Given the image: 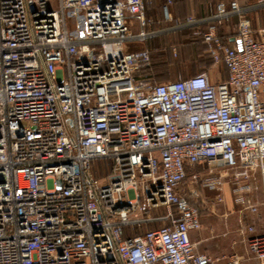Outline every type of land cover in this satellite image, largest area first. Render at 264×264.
<instances>
[{"label": "built area", "instance_id": "built-area-1", "mask_svg": "<svg viewBox=\"0 0 264 264\" xmlns=\"http://www.w3.org/2000/svg\"><path fill=\"white\" fill-rule=\"evenodd\" d=\"M152 1L0 0V264H216L191 240L202 222L181 191L186 166L209 165L210 191L227 177L216 169L236 182L257 172L264 192V31L254 37L235 0L189 16L181 28L204 39L213 74L155 84L143 73ZM233 15L239 47L218 33Z\"/></svg>", "mask_w": 264, "mask_h": 264}, {"label": "crops", "instance_id": "crops-1", "mask_svg": "<svg viewBox=\"0 0 264 264\" xmlns=\"http://www.w3.org/2000/svg\"><path fill=\"white\" fill-rule=\"evenodd\" d=\"M168 1L153 0L147 6L148 24L146 31L154 34V38L176 30L189 29L181 28L189 16L206 15L213 10L216 4L222 1L229 3L233 0H173L170 6L173 17L177 19L186 18L183 24L179 25H174V21L167 22L165 19L163 7ZM235 1L239 3L250 21L254 37L260 38L261 32L264 31V0ZM238 23L239 16L233 15L230 21L222 26L221 31L224 36H231L229 45L239 47L240 44L237 40ZM208 24H203L201 28L207 29ZM152 26L155 27V30H148ZM209 73L213 74L211 70ZM197 166V171L190 172ZM197 166L189 168L187 179L181 188L182 194L200 209L202 227L199 231H192L190 234L196 252L207 254L216 264H227L228 259L233 255H238L243 264H258L248 248L247 239L250 234L244 229L253 227L255 234L264 232V192L259 174L252 172L249 179L241 178L239 182H236L232 175L234 171L216 169L213 174L222 171L221 173H226L227 177L220 191H210L202 184L203 180L212 173L209 165L199 164ZM189 176L191 179L188 180ZM195 176H197V180ZM243 185L249 186V190L238 192V187ZM194 191H199L201 197L195 199L192 194ZM218 196H221V200H218ZM239 197L244 198V204L237 202ZM252 208H256L255 213L252 212Z\"/></svg>", "mask_w": 264, "mask_h": 264}, {"label": "trees", "instance_id": "trees-1", "mask_svg": "<svg viewBox=\"0 0 264 264\" xmlns=\"http://www.w3.org/2000/svg\"><path fill=\"white\" fill-rule=\"evenodd\" d=\"M171 2L173 3V0H171ZM217 5L218 4H216L215 7L213 8V10L211 12H209L208 14L203 15V16H195V17L199 20L211 17L215 13ZM185 19L174 18L173 24L174 25L183 24ZM221 28L222 27H220L218 30L219 36L225 44H228L230 42L231 36L230 35L224 36L222 34ZM148 30L154 31L155 27L152 26V27L148 28ZM202 30L205 31L207 29H202ZM146 47H147V49H149V51L151 53L152 65L150 68L146 69L143 73L145 75L149 76L155 84H158L162 80L167 79V77L169 76V72L171 71L170 69H171V62H172L171 60L172 59L168 58L167 51L173 52L174 49H176V51H178L180 49H188V48H191V49L194 48L197 50H201V49L204 50L205 49L207 51V45H206L204 39L201 36H196L192 29L176 30V31L161 35L160 37L152 38V39L147 41ZM163 56H165V57H163ZM207 56H208L210 61L207 63V66L201 71V73L202 72H209L210 67L213 66V59L208 52H207ZM221 76H222L223 81H227L228 71H227V68L225 65H222ZM188 78H186V79H188ZM186 79L179 77L178 79L172 80V81H183ZM105 164H107L105 161L98 162L99 167H101L102 165H105ZM195 166H197V165L186 166V173L189 172L190 167H195ZM100 172H103V171L101 170V171H99V173ZM107 172L108 171L106 170L103 173L105 174ZM97 176L99 177L98 174H97ZM134 235H132V236H134ZM136 235H143V233L136 234ZM132 236L127 234V229H126V237H132Z\"/></svg>", "mask_w": 264, "mask_h": 264}, {"label": "rangeland", "instance_id": "rangeland-1", "mask_svg": "<svg viewBox=\"0 0 264 264\" xmlns=\"http://www.w3.org/2000/svg\"><path fill=\"white\" fill-rule=\"evenodd\" d=\"M79 24L81 27H85V22L84 19L81 17ZM135 27H137V24L135 22L131 23V29L133 30L134 33H136V29ZM144 47L143 43L140 42H136V48L137 49H142ZM166 56V55H165ZM163 56V57H165ZM167 56L168 58L172 59L171 61V71L169 72V76L167 77V79L162 80L161 82H166V81H172V80H176L179 77L186 79L188 77L194 76L196 74L201 73V71L207 66V63L210 61L208 56H207V51L204 50H197V49H180L178 51H173V52H169L167 51ZM172 56V57H171ZM166 59V58H165ZM213 66L210 67V70L212 71ZM160 82V83H161ZM198 170V166L197 168H194L192 170H190V172L192 171V173L194 171ZM99 175V177H103L105 176V174L103 172L97 173ZM191 179V177H188V180ZM200 183V182H199ZM165 209L162 210V213H165ZM160 225L154 224L151 226L146 227H142V228H138L136 227L135 229H127V234L132 236V235H136V234H141L144 233L146 231V229H154L159 227ZM248 228L246 227L244 230L245 232H248Z\"/></svg>", "mask_w": 264, "mask_h": 264}, {"label": "water", "instance_id": "water-1", "mask_svg": "<svg viewBox=\"0 0 264 264\" xmlns=\"http://www.w3.org/2000/svg\"><path fill=\"white\" fill-rule=\"evenodd\" d=\"M238 44H240V41H238Z\"/></svg>", "mask_w": 264, "mask_h": 264}]
</instances>
